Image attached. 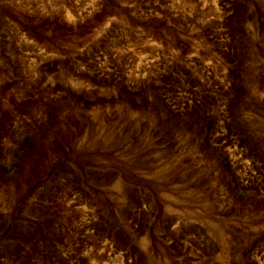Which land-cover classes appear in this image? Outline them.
Wrapping results in <instances>:
<instances>
[{"label": "rangeland", "instance_id": "1", "mask_svg": "<svg viewBox=\"0 0 264 264\" xmlns=\"http://www.w3.org/2000/svg\"><path fill=\"white\" fill-rule=\"evenodd\" d=\"M0 264H264V0H0Z\"/></svg>", "mask_w": 264, "mask_h": 264}, {"label": "crops", "instance_id": "2", "mask_svg": "<svg viewBox=\"0 0 264 264\" xmlns=\"http://www.w3.org/2000/svg\"><path fill=\"white\" fill-rule=\"evenodd\" d=\"M128 230H129V234H131V231H132L131 228H129ZM116 235L120 237V235H118V234H116ZM113 240L116 241L115 239H113ZM119 240H122V239H119Z\"/></svg>", "mask_w": 264, "mask_h": 264}]
</instances>
